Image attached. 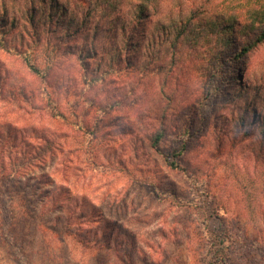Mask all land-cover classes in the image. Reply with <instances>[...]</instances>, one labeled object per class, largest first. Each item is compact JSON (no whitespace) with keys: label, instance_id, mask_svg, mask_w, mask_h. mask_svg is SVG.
Returning <instances> with one entry per match:
<instances>
[{"label":"rangeland","instance_id":"374dc122","mask_svg":"<svg viewBox=\"0 0 264 264\" xmlns=\"http://www.w3.org/2000/svg\"><path fill=\"white\" fill-rule=\"evenodd\" d=\"M50 2L0 0V264H264V42L208 28L242 0Z\"/></svg>","mask_w":264,"mask_h":264},{"label":"trees","instance_id":"16d2710c","mask_svg":"<svg viewBox=\"0 0 264 264\" xmlns=\"http://www.w3.org/2000/svg\"><path fill=\"white\" fill-rule=\"evenodd\" d=\"M52 2L53 0H49V2ZM78 6L85 7L88 9V14L90 12H93V9H99L101 14V19L105 20L107 22L108 30H114L115 29V22L119 20V18H114V15L112 12L118 11L120 9V4L122 1L125 0H75ZM40 3L46 4V0H39ZM50 2V3H51ZM153 0H139V3L136 5L135 12L141 16L143 12L147 10L148 4L152 3ZM52 4H50L51 6ZM63 6H58L57 9H61ZM52 6L50 7V9ZM232 12H221L219 15L217 13L214 14L212 18H214L210 23H208V28L219 30L221 29V24L223 23V31L224 32H230L231 28L234 27L236 24L239 25V23L242 22L244 25V32H250L255 33V36L252 40L248 41L242 48V52H248L250 51L254 46H256L258 43L264 42V0H242V5H235L233 9H231ZM61 15V12H57ZM94 13V12H93ZM50 17V15H47ZM52 17V16H51ZM59 17V16H58ZM176 25V24H175ZM175 25L171 28L178 32V34H181V31L183 30V27H178ZM211 27V28H210ZM220 31V30H219ZM228 35H222V38L225 42V39H227ZM229 38V37H228ZM227 43V41H226ZM32 69L35 72H39V70L36 67H32ZM54 114H56L54 112ZM21 153V152H20ZM10 154V159L16 155ZM17 161H23L24 159L20 157H16ZM170 165H173L174 167H177V165L171 161L169 163ZM2 167H5L4 161H2ZM16 165V164H14ZM6 168V167H5ZM221 232L220 234H222ZM225 239H222V242ZM229 240V238H227ZM108 248H110L108 246ZM229 250V247H221L218 249H215L214 252V261L216 264H229V256L227 255V251Z\"/></svg>","mask_w":264,"mask_h":264}]
</instances>
